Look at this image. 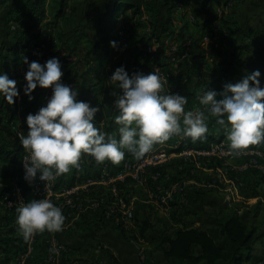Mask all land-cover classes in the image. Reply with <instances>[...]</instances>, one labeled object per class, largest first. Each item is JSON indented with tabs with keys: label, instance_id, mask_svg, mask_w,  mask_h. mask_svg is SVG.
<instances>
[{
	"label": "crops",
	"instance_id": "obj_1",
	"mask_svg": "<svg viewBox=\"0 0 264 264\" xmlns=\"http://www.w3.org/2000/svg\"><path fill=\"white\" fill-rule=\"evenodd\" d=\"M219 1L212 0L211 7L219 14L224 13L229 23H215L211 43L222 48L228 58L235 43L254 42L250 51H238L236 59L242 57L245 60L264 62V0H234L229 7L220 6ZM169 7L170 4H165L160 10L157 21L159 29L168 14ZM171 13L174 29L180 28L185 19L201 22L205 17L200 0H191L187 12H185L183 1L180 0ZM143 19V22H146V16ZM234 29H239L240 32H233ZM139 30L151 39V31L146 24L140 25ZM156 35H159V30ZM113 38L117 46L113 51L116 55L113 53L112 56L117 59L123 49L131 45V39L124 36L121 28L113 33ZM161 40L164 44L161 53L148 56L142 63L141 70L144 73L159 71L167 81L165 91L178 92L188 98L186 110L200 107L198 96L204 89L211 86L214 80L211 76L214 69V54L208 51L210 40H203L193 27L187 32L185 40L172 41L167 33L161 36ZM153 43L154 41H150L142 47L145 48L146 45ZM43 45L33 43L24 56H30L35 61H38L40 57L43 59V50L40 48ZM173 46L181 48L182 54L174 55ZM44 47L48 49L51 46L44 45ZM135 52L136 50L132 48L127 53L130 57L126 54L123 56L120 64L127 70L129 64L127 60L134 56ZM55 53L57 51L45 56L51 58ZM197 54L205 55L206 58L193 64L191 56ZM96 57L100 60H92L94 65L100 63L102 58L100 53L96 54ZM20 65L23 69L21 72L15 69L16 74L25 76L28 65L24 62ZM116 67L118 66L111 68L107 65L100 76L99 84L93 86L95 92L101 93L103 97L97 100L99 96H96L93 103L101 105V111L96 114V119L106 127L107 116L116 98L112 93L121 91L109 80ZM232 72L233 77L237 79H241L248 73L238 63H235ZM84 73L90 74L86 70ZM89 79L87 82L90 83L92 78ZM260 79L261 87H264V76ZM21 80L24 84L26 83L25 77H20ZM88 85H82L81 88H86ZM17 87L21 88L18 85ZM211 87L213 89V86ZM23 95L25 94L22 87L20 95L15 98L14 106L17 113L9 125L11 134L16 130H23L27 134L26 116L30 112L35 113L38 106L34 92L32 100H29L27 95ZM5 104L12 105L7 101ZM0 116L3 117L2 124H6L5 114L0 113ZM208 125L207 134L222 138V141L229 146L226 130L216 123L215 117L209 118ZM105 126L103 130L110 132ZM5 133L7 134V131L0 127V192L9 186L21 187L25 196L24 202L33 198L48 197L62 208L66 220L62 232L37 233L33 242L25 241L17 226L10 233V236L16 238L17 247L10 249L7 255H2L0 264H175L168 261L161 251L153 248L162 230V223L159 220L172 227L184 224L211 227L216 224L218 218H226L232 213H237L249 225L257 226L260 233L248 263L260 264L264 261V145L250 146L248 150L262 151L258 162L251 164L253 156L247 150L237 157L224 161L215 157L184 156L182 154L184 148L196 144L208 145V139L189 144L184 143L185 137L173 136L164 144L154 146V149H167L171 156L159 169H150L148 183L145 186L131 178L126 180L117 178L118 172L123 171L127 164L136 161L126 152L125 158L118 165L106 161L103 164L95 163L94 166H90L89 163L82 161L80 169L73 168L69 173L50 182L46 188V181L37 178L30 184L24 179L21 160L15 158V152L17 147H22L21 154L26 151L21 143L15 144ZM156 171L160 172L158 180L153 179ZM236 184L237 190L233 191ZM73 188L75 190H70ZM134 190L139 197L134 219L116 221L110 215L109 209L112 205L120 207L117 197L129 201ZM16 208L7 206L0 195L1 226L10 224L8 225L10 227L16 224ZM146 219H149L152 226L147 231L146 237L141 238L138 234L139 226ZM153 233L154 235L150 238ZM53 242L65 247L55 263L49 259ZM138 243L145 245L142 244L143 246L141 245L138 250ZM26 250H29L28 255H24ZM106 250L115 256L117 262L109 257ZM140 253L143 254L141 260L138 256ZM7 256L8 260H6Z\"/></svg>",
	"mask_w": 264,
	"mask_h": 264
},
{
	"label": "clouds",
	"instance_id": "obj_2",
	"mask_svg": "<svg viewBox=\"0 0 264 264\" xmlns=\"http://www.w3.org/2000/svg\"><path fill=\"white\" fill-rule=\"evenodd\" d=\"M117 46L115 40L110 41ZM25 73L23 93L34 99L39 86L50 88L47 103L35 113H28L27 134L17 132L28 155L23 160L24 179L30 184L37 178L50 182L80 169L84 156L97 164L110 161L118 165L126 152L136 160L143 159L154 146L162 145L173 136L204 141L209 132L208 121L215 117L226 130L229 149L235 154L252 145L264 143V87L259 69L244 75L235 83H225L223 90H203L198 96L200 107L186 110L188 98L180 93L165 91L167 81L159 71L131 74L124 65L115 68L109 80L120 92H113L114 132H106L96 124L101 105L77 99L79 93L62 80V61L53 56L43 64L29 62ZM20 95L17 81L0 72V98L9 104ZM222 98L217 99V96ZM16 224L25 241L37 233L62 232L66 217L62 208L50 198L30 199L16 208ZM55 253L56 248L50 249Z\"/></svg>",
	"mask_w": 264,
	"mask_h": 264
},
{
	"label": "trees",
	"instance_id": "obj_3",
	"mask_svg": "<svg viewBox=\"0 0 264 264\" xmlns=\"http://www.w3.org/2000/svg\"><path fill=\"white\" fill-rule=\"evenodd\" d=\"M180 0H102L103 11H101L95 18L96 31L94 38H90L84 32H77L76 39L73 42V50H84V57H87L91 53H100L101 62L97 65L87 59H85L86 70L92 73L96 78V84H99L100 76L106 70V66L111 68L121 65L123 56L130 52L132 48L136 50L134 56L130 58L128 64V71L131 74L134 71H142V63L147 59L150 54L147 53L146 48L142 47L144 44H148L150 41H154L159 45L158 49L154 52L155 55H159L163 48V42L161 36L167 33L170 35L172 41L185 40L187 32L191 27L198 32L201 38L208 33L214 31V25L216 22L228 24L225 19L224 13L219 14L211 7L212 0H200L203 12L205 14L204 19L201 22H191L185 19L184 23L178 29L173 28V19L171 10L176 7L177 2ZM185 6V12L191 5V0H182ZM234 0H220L219 4L223 7L232 5ZM69 0H0V6L5 8V19L10 22L14 21L20 24L17 29L16 36L11 45L7 46L1 44L0 50V72L8 74L9 78L20 80V75L16 74V66L24 62V53L31 48L33 43H42L55 47V41L53 38V31L50 30L52 26L57 24V21L63 18L66 14ZM165 4H170L168 14L162 24L157 26L158 16L161 8ZM49 6V10H48ZM52 20H49L50 16ZM146 16L143 22V17ZM146 24L150 29V38L148 39L146 34L139 30V26ZM121 28L124 36L131 39V45L126 47L121 52V55L114 59V56L110 54L111 44L113 41V33ZM159 30V35H156ZM233 32L239 33V29H234ZM254 42L248 44L233 45L230 56L226 58L224 51L220 47H216L214 43L208 44V51L214 54L213 64L214 69L211 76L214 77L212 82L213 89L219 93L223 90L225 83H235L240 79L233 77V66L238 63L241 67L247 70V72L259 69L261 77L264 76V62L256 60H245L242 57L236 59V55L240 50H251V46ZM174 55H181V48L178 47L176 51H173ZM111 55V56H110ZM31 62L33 58L27 56ZM205 55L197 54L192 55L191 60L193 64L199 60H205ZM97 63V62H96ZM95 63V64H96ZM222 73V75H218ZM98 76V77H97ZM95 86L92 82L88 87L81 88L82 93L80 100H88L91 87ZM209 86L206 90L212 89ZM222 98L217 96V99ZM7 100L1 98L0 113H4L7 119L6 124L3 123V117L0 116V127L7 131L8 135H11L10 123L16 115V108L14 104H5ZM116 112L112 107L111 112L107 116V127L102 124L101 121H96L98 127L106 129L110 132H114V116ZM208 144L210 142L222 141V138H217L214 135H208ZM192 144L190 138L185 137L184 143ZM260 145H264L261 143ZM206 147L207 144L200 145ZM22 147H17L15 158L22 159L23 154ZM82 161L89 163L90 166L95 165V161L89 157L84 156ZM81 161V162H82ZM82 166V164H81ZM2 192V191H1ZM2 192L0 195L3 196ZM162 223V230L160 235L154 242V250L161 251L168 261H172L175 264H199L205 262L206 264H249L251 258V252L259 238V230L257 226L249 225L243 221L237 213L227 215L226 218H218L214 226L203 227L184 224L183 226L172 227L166 224L164 221L159 220ZM5 227L0 225V262L2 261V255L8 254L10 249L17 247L16 238L10 236V233L18 226ZM152 226L149 219L143 221V224L139 226L138 234L141 238L146 237L147 231ZM110 258L117 262L115 256L106 250ZM9 257H6L8 260Z\"/></svg>",
	"mask_w": 264,
	"mask_h": 264
},
{
	"label": "rangeland",
	"instance_id": "obj_4",
	"mask_svg": "<svg viewBox=\"0 0 264 264\" xmlns=\"http://www.w3.org/2000/svg\"><path fill=\"white\" fill-rule=\"evenodd\" d=\"M103 9L104 7L102 4V0H69L65 16L59 19L57 21V24L52 26L50 29L53 31V33L55 34L54 36L56 37L55 47L53 46L48 49L47 48L45 49L44 45L42 47L40 46V48H42L44 52V53L42 52V56H44V58L42 59V57H40L38 61L42 64L47 59L50 58L49 56H45V54H48V53L52 54L55 51H57V53H55V55H52L51 57L53 56L59 57L60 60L62 61V71L64 73L62 80L65 83L72 85L78 91L79 95L77 99L79 100H80V96L82 93L81 86L85 84L88 85L89 82L87 81L90 80L89 78H92L91 82L94 85H98L96 84L97 78L92 73H90L89 75L84 73V71L86 70V65L85 63H83L85 62L84 58H87L91 61L92 60L96 61L100 59L96 57V54L98 53H95V52L88 54L87 57H84V54H85L84 50H81V49L73 50V42L76 39V34H78L79 32H84L89 37H92V38L94 37L96 27H97L95 18L101 11H103ZM48 10H49V6H48ZM5 12H6L5 8L3 6H0V46L1 44L7 45V46L11 45V43L14 41V38L16 36L15 32L20 27V24L14 21L8 22L5 19V16H6ZM48 14L50 16L49 20H52L50 11H48ZM75 30H77L78 33H76ZM148 46L149 45H146L145 48L147 49ZM46 47H48V45H46ZM53 49H55V51ZM113 51H115V48L111 46V49H110L111 55L114 53ZM0 53H2L1 50H0ZM113 55H116V54L114 53ZM126 56H129V54H126ZM129 61L130 59L127 60V62ZM1 64L2 63L0 62V66ZM22 69H23L22 65H18L16 67V70L18 72H21ZM86 71L88 72V70ZM19 75L21 76V78L25 77L24 74H19ZM17 85L22 88L24 85V82H22V80L20 81L17 79ZM33 92L37 96L35 100H36V103H38V106L36 108V111H38V109L42 105L47 103V98L51 95V89L42 88L38 86ZM96 96H99L97 100H100L101 98H103L101 93L95 92L94 87H91L90 94L88 96L87 101H91L92 105H96V104H93L94 100L96 99L95 98ZM19 131L24 132L23 130H16L14 132L12 131L13 133L11 135H8L6 133L5 134L15 144H18V143L20 144L19 137L17 136V132ZM194 147L199 148L201 146L200 144L198 145L196 144L194 145ZM26 153L27 152L23 153V155ZM14 188L15 187H10V186L6 187L2 190V192H6L7 190H13ZM133 194L137 196V200L135 203V208H136V206L138 205L137 203L139 201V197L135 190ZM153 235L154 233L150 235V238ZM144 243L137 244V247L139 248L138 250H140V247L142 244L145 245ZM138 256L141 260L143 254L141 255L140 253V255Z\"/></svg>",
	"mask_w": 264,
	"mask_h": 264
},
{
	"label": "built area",
	"instance_id": "obj_5",
	"mask_svg": "<svg viewBox=\"0 0 264 264\" xmlns=\"http://www.w3.org/2000/svg\"><path fill=\"white\" fill-rule=\"evenodd\" d=\"M230 6V5H229ZM228 6V7H229ZM205 40H210L212 42V33L206 34L204 37ZM159 45L157 43L150 44L147 47V53L150 55H155L154 52L158 49ZM174 51L178 49L177 46H173L172 48ZM249 154H251V164H256L259 158L262 156V151L256 149L247 150ZM246 151H241L239 154H235L234 152L230 151L229 146L224 141L219 142H210L206 147H194L188 146L182 150V154L184 156H192L195 158L200 157H215L221 160H226L230 158H234L239 156ZM28 155V153L24 154L21 159V166L23 172H25L23 166V160ZM171 156V153L165 148L153 149L150 153L146 154V156L141 160H136L135 162L129 163L125 166L123 171L117 173V178L120 180H126L127 178H131L136 181V183L141 185H146L149 179V171L151 168L159 169L163 164H165ZM160 177V172L156 171L153 175V179L158 180ZM75 190V188L70 189ZM233 190H237V184L234 186ZM133 193V192H132ZM24 194L23 190L20 187H16L13 190H7L3 193L2 199L7 204V206L11 208L19 207L22 203H24ZM120 202V207L117 205H112L109 209L110 215L114 217L116 221L123 222L129 221L134 218V210H135V203L137 200V196L133 194L129 201L121 199L117 197ZM33 237L30 242L34 241ZM56 248L58 249L57 252L53 253L50 251L49 259L53 263L57 261L59 256L64 252V245L53 242L51 244V249ZM29 250H26L24 255H28ZM260 264H264L262 261Z\"/></svg>",
	"mask_w": 264,
	"mask_h": 264
}]
</instances>
